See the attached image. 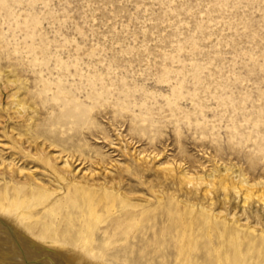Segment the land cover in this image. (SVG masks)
Wrapping results in <instances>:
<instances>
[{"label": "rangeland", "instance_id": "1", "mask_svg": "<svg viewBox=\"0 0 264 264\" xmlns=\"http://www.w3.org/2000/svg\"><path fill=\"white\" fill-rule=\"evenodd\" d=\"M0 239L264 264V0H0Z\"/></svg>", "mask_w": 264, "mask_h": 264}, {"label": "bare ground", "instance_id": "2", "mask_svg": "<svg viewBox=\"0 0 264 264\" xmlns=\"http://www.w3.org/2000/svg\"><path fill=\"white\" fill-rule=\"evenodd\" d=\"M3 237H4V236H3ZM5 239H6V238H5ZM0 240H2V239H0ZM18 244H19V243H18ZM5 250H6V249H5ZM0 253H2V250H1V249H0ZM2 254L4 255V253H2ZM64 257H65V256H64ZM2 258H3V260H2ZM2 258H1V256H0V260H2V261H0V264H1L2 262H4V260H5V259H4L5 257H2ZM63 259H64V258H63ZM66 262H67V261H66ZM73 262H74V261H73ZM63 263H64V262H63ZM6 264H7V263H6Z\"/></svg>", "mask_w": 264, "mask_h": 264}]
</instances>
